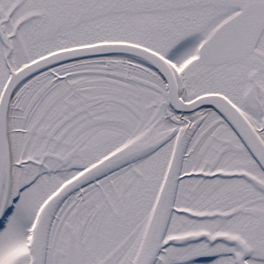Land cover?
Segmentation results:
<instances>
[{
  "label": "snow or ice",
  "instance_id": "1",
  "mask_svg": "<svg viewBox=\"0 0 264 264\" xmlns=\"http://www.w3.org/2000/svg\"><path fill=\"white\" fill-rule=\"evenodd\" d=\"M0 264H264V0H0Z\"/></svg>",
  "mask_w": 264,
  "mask_h": 264
}]
</instances>
